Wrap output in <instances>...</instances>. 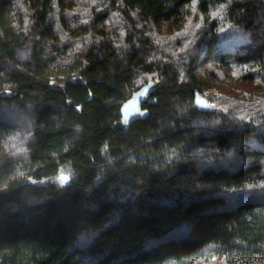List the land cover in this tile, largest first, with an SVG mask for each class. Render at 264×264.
Instances as JSON below:
<instances>
[{
	"label": "trees",
	"instance_id": "1",
	"mask_svg": "<svg viewBox=\"0 0 264 264\" xmlns=\"http://www.w3.org/2000/svg\"><path fill=\"white\" fill-rule=\"evenodd\" d=\"M0 264H264V0H0Z\"/></svg>",
	"mask_w": 264,
	"mask_h": 264
},
{
	"label": "water",
	"instance_id": "2",
	"mask_svg": "<svg viewBox=\"0 0 264 264\" xmlns=\"http://www.w3.org/2000/svg\"><path fill=\"white\" fill-rule=\"evenodd\" d=\"M195 106L198 107L201 110H208L209 109V104L207 103V101L203 98H201L198 94H196V98H195ZM60 181L62 183H66L68 181V177L66 175H62L60 177Z\"/></svg>",
	"mask_w": 264,
	"mask_h": 264
}]
</instances>
